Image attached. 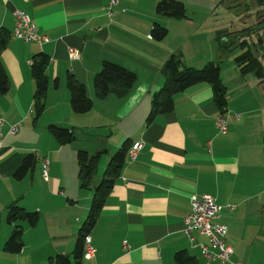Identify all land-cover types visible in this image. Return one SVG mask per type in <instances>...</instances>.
I'll use <instances>...</instances> for the list:
<instances>
[{"label":"crops","instance_id":"1","mask_svg":"<svg viewBox=\"0 0 264 264\" xmlns=\"http://www.w3.org/2000/svg\"><path fill=\"white\" fill-rule=\"evenodd\" d=\"M159 1L0 0V38L8 34L1 59L10 81L9 91L0 93V264H53L58 255L74 264L80 228L102 178L98 168L90 186H82L78 151L102 152L100 167L127 139L132 145L142 141L143 147L135 160L128 153L89 233L95 255H84L81 264H176L179 250L197 264H213L184 233L190 197L203 194L223 207L217 221L227 226L233 248L227 264H264V81L242 74L233 49L220 47L216 39L219 31L246 28L249 15L228 8L232 19L219 16L227 9L222 0H181L187 17L173 18L156 13ZM15 9L24 10L49 41L14 37ZM155 22L168 29L162 40L151 36ZM71 47L79 51L78 59L69 57ZM40 52L50 57L49 88L36 118L31 64ZM173 53L197 68L220 63L225 114L211 85L201 82L176 94L171 112L148 122L152 95L165 81L161 68ZM106 60L136 73L124 96H96L93 79ZM69 75L94 101L85 114L71 108ZM219 115L227 120L226 134L216 126ZM49 124L72 128L75 140L61 145ZM30 153L34 166L17 178ZM14 202L40 215L35 225L23 224L18 253L4 249L15 227L7 220V207ZM194 240L209 245L199 233Z\"/></svg>","mask_w":264,"mask_h":264},{"label":"trees","instance_id":"2","mask_svg":"<svg viewBox=\"0 0 264 264\" xmlns=\"http://www.w3.org/2000/svg\"><path fill=\"white\" fill-rule=\"evenodd\" d=\"M229 0H222L221 3ZM232 8L237 14L241 6L240 0H230ZM264 5V0H258ZM158 15L184 18L187 17L186 5L181 0H160L156 5ZM264 25V22H261ZM259 26V23L257 24ZM248 28L228 33L219 31L217 33V43L226 50H232L234 47L241 46L243 49L252 44L251 40L245 36ZM168 29L155 22L151 36L156 40H162L166 37ZM237 40L239 42H237ZM8 41V34L3 33L0 38V93L5 94L10 89L8 72L2 62L1 52ZM249 41V43H248ZM254 44V43H253ZM50 57L44 52L37 53L33 56L31 64V73L35 80L34 93V111L35 117L38 118L45 107V99L49 88V77L46 69ZM236 64L242 74L254 73L261 82L264 81V63L255 55L253 50L248 47L241 54L235 56ZM161 71L165 81L163 86L152 95V109L148 115V122H151L158 114L171 112L174 109V96L186 89L201 82L209 83L214 93V100L221 114L226 113L227 90L221 78L220 63L209 61L201 68L187 65L183 58L176 53L163 64ZM137 81V75L132 70L112 62L103 61L100 70L93 79L95 94L98 98L104 99L110 94L124 96L134 86ZM57 84V81H56ZM67 88L70 92V104L72 110L77 114L89 112L94 105L93 99L89 96L86 86L77 81L73 75L67 78ZM49 132L61 144H69L75 140L74 130L59 124H49ZM132 147L129 139L124 141L121 147L111 156L103 177L93 189L92 202L89 212L85 218L79 232L76 246L73 252L75 259L74 264H81L84 256V240L95 226L98 216L104 206L106 197L111 192L115 181L118 179L123 168L128 153ZM102 152L90 154L85 150H79L77 161L79 165V176L84 188H88L92 183L94 175L97 173ZM35 164V156L30 153L23 160L22 165L16 172L17 178H22ZM39 213L28 211L17 203H12L7 207V220L15 225L14 231L4 245V249L11 253H18L23 247L22 235L24 231L23 224L35 225L39 220ZM176 264H197V259L190 255L186 250H179L174 255ZM53 264H70V259L66 255H58Z\"/></svg>","mask_w":264,"mask_h":264},{"label":"built area","instance_id":"3","mask_svg":"<svg viewBox=\"0 0 264 264\" xmlns=\"http://www.w3.org/2000/svg\"><path fill=\"white\" fill-rule=\"evenodd\" d=\"M117 0H111V4ZM15 26L13 36L24 41H35L39 43H46L49 41L48 36L42 35L38 32L36 23L30 16L21 9L13 11ZM80 56L76 48H69V57L73 60L78 59ZM216 126L222 134L228 131L227 120L223 115H219L215 120ZM2 120H0V129ZM143 147L142 141L135 142L130 151L129 157L135 160L140 150ZM47 162L44 163V176L47 178ZM191 210L185 217L184 233L191 239L193 246L200 248L203 256L208 262L213 264H227L230 261L233 253V248L227 242L228 228L225 224L217 221L223 207L216 202L215 197L209 194L201 196L192 195L190 197ZM226 208H232L228 205ZM199 233L209 239V245L198 243L194 240V234ZM85 252L84 255L88 258L95 255V248L92 245V240L89 235L84 240Z\"/></svg>","mask_w":264,"mask_h":264},{"label":"rangeland","instance_id":"4","mask_svg":"<svg viewBox=\"0 0 264 264\" xmlns=\"http://www.w3.org/2000/svg\"><path fill=\"white\" fill-rule=\"evenodd\" d=\"M226 3L225 6L227 7V9L225 10V12H223V14H219V16L226 17L227 19H232L233 17L231 16V12L228 10L229 6L232 4L229 1L224 2ZM241 6L238 9V13L239 14H248L249 15V19L247 21V25L249 27H255L257 26L258 23L264 22V5H261L258 0H240ZM238 23V22H237ZM239 24V23H238ZM247 28V27H246ZM251 38H248L247 40H250ZM255 42L258 44L259 43V39L254 38ZM240 41V40H239ZM237 40V42H239ZM249 43V41H248ZM250 44V46H246L244 49L241 46L238 47H234L233 51L235 52V56L241 54L246 48L250 47L253 52L255 53L256 56H258L261 61L264 63V40L262 41V44L259 48H257V44ZM107 166V162L106 165L101 164V166L99 167V171H98V177H103V174L105 172ZM93 195V192H92ZM92 201V200H91Z\"/></svg>","mask_w":264,"mask_h":264},{"label":"flooded vegetation","instance_id":"5","mask_svg":"<svg viewBox=\"0 0 264 264\" xmlns=\"http://www.w3.org/2000/svg\"><path fill=\"white\" fill-rule=\"evenodd\" d=\"M246 27L248 28V30L245 32V34H247L245 38L249 36V38H251L250 39L251 42L254 44L257 42V41L255 42L254 38L256 39L258 38L259 43L256 44H257V48H259L262 44V41L264 40V25L259 23V26H255V27L246 26Z\"/></svg>","mask_w":264,"mask_h":264}]
</instances>
